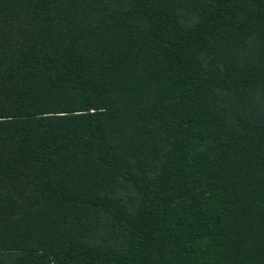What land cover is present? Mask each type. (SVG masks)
Here are the masks:
<instances>
[{
  "label": "trees",
  "instance_id": "obj_1",
  "mask_svg": "<svg viewBox=\"0 0 264 264\" xmlns=\"http://www.w3.org/2000/svg\"><path fill=\"white\" fill-rule=\"evenodd\" d=\"M0 264H264V0H0Z\"/></svg>",
  "mask_w": 264,
  "mask_h": 264
}]
</instances>
